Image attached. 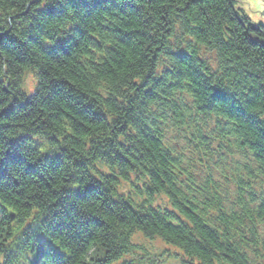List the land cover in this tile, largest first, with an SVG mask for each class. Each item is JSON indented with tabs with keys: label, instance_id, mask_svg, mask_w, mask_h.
<instances>
[{
	"label": "clouds",
	"instance_id": "9594fccd",
	"mask_svg": "<svg viewBox=\"0 0 264 264\" xmlns=\"http://www.w3.org/2000/svg\"><path fill=\"white\" fill-rule=\"evenodd\" d=\"M0 5V264H264V0Z\"/></svg>",
	"mask_w": 264,
	"mask_h": 264
},
{
	"label": "trees",
	"instance_id": "16d2710c",
	"mask_svg": "<svg viewBox=\"0 0 264 264\" xmlns=\"http://www.w3.org/2000/svg\"><path fill=\"white\" fill-rule=\"evenodd\" d=\"M4 3H7L9 8L12 9H19V11L17 12V15L13 18L17 23H19L22 19H23V14L25 12H27V9H23L20 8L19 5V0H4ZM0 7H2V5H0ZM98 7H103L98 6ZM6 10V9H5ZM2 26V25H0ZM254 31V30H250ZM11 39V37H5L4 38V42L7 44V42ZM128 37L125 36L122 38L121 42L123 43L125 40H127ZM41 54L43 55L44 52L43 50L41 51ZM18 62H22V61H18ZM53 70L57 71V72H65L66 71V66H62V65H58L53 61ZM72 81L70 80L69 83H71ZM45 91H47V89H45ZM54 98L59 99V96H56L55 93L53 94ZM15 108L14 107H9V109L7 110V112L4 113L3 115V119L7 122V123H11L14 119H15ZM30 118V117H29ZM86 126H91L88 122H85ZM18 147V144L16 142H13L12 145V151L9 152L8 157L10 160L13 159H18L17 153L15 151V149ZM19 187V186H17ZM46 188V186H45ZM9 192H13L14 190L10 187L8 189ZM15 196L19 197V192H15ZM27 196V193H26ZM21 203L24 205V210L27 211L28 210V206L32 203L29 199H24L21 201ZM176 215L177 217H179L180 219H184V217H188L189 220L193 219L192 217V212L195 211L194 208H191L190 205L185 204L184 207L182 209H176ZM14 213V219L12 221L9 220V216L5 215L3 217H0V243H4V241L6 239H11L12 235L15 233L16 229L18 227H22V225H18L17 224V218H16V213ZM105 223H107V220H105ZM121 223L123 224L124 221H121ZM188 221H185V224H187ZM95 227V225L93 226ZM152 227H159V225H152ZM164 229H165V234L168 236L169 241L175 240L176 239V231L177 229L175 228H170L168 225H163ZM181 228L184 227V225L180 226ZM198 231L203 233V235L205 237H207L210 241L213 240V237L208 233L207 228L206 227H199ZM140 234H142V236H144V232L143 229H140L139 232ZM140 236V235H139ZM141 237V236H140ZM142 238V237H141ZM194 247L198 248L200 251H203L204 249L200 247V243L199 242H194L193 244ZM91 261V257L90 256H86V255H81L77 261V264H90ZM225 261L227 262V254L225 255ZM213 264H215V261L213 262Z\"/></svg>",
	"mask_w": 264,
	"mask_h": 264
},
{
	"label": "rangeland",
	"instance_id": "374dc122",
	"mask_svg": "<svg viewBox=\"0 0 264 264\" xmlns=\"http://www.w3.org/2000/svg\"><path fill=\"white\" fill-rule=\"evenodd\" d=\"M138 235H140L143 238L142 234L138 233Z\"/></svg>",
	"mask_w": 264,
	"mask_h": 264
}]
</instances>
